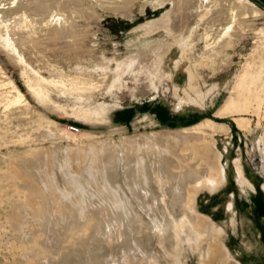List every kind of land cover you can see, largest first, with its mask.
Segmentation results:
<instances>
[{
    "label": "rangeland",
    "instance_id": "rangeland-1",
    "mask_svg": "<svg viewBox=\"0 0 264 264\" xmlns=\"http://www.w3.org/2000/svg\"><path fill=\"white\" fill-rule=\"evenodd\" d=\"M0 264H264V12L0 0Z\"/></svg>",
    "mask_w": 264,
    "mask_h": 264
},
{
    "label": "bare ground",
    "instance_id": "bare-ground-1",
    "mask_svg": "<svg viewBox=\"0 0 264 264\" xmlns=\"http://www.w3.org/2000/svg\"><path fill=\"white\" fill-rule=\"evenodd\" d=\"M238 2L251 8L252 17L254 19L256 17L261 16L262 13L264 12V10L262 8H260L258 5H256L252 0H238ZM202 17H203V15H202ZM167 20H168V17H162L160 19H157V20L152 22L153 23V27L154 28H158V27L164 26V25H166ZM234 107H235V105L231 101V98H228V99H226V101L222 105V108L218 112V115L219 116H223V115L230 114V113L233 112V108ZM201 125H202V123L199 126H201ZM194 128L197 129L198 126H195ZM173 134L174 135H168V136H166L165 139H162V140H165V141H161V143H163V146L162 145H158V147L156 148L158 154L156 153L155 154V160H152L153 171L155 173H161L163 175L161 177V179L163 181V185L162 186H164V188L166 190H168L167 189L168 188L167 185H168L169 178L166 177L165 170L163 171V169H161V167L159 166L158 158H160L161 161L162 160L165 161L166 159L170 158L171 155H173V154L170 153L171 152L170 144L172 142H174L175 144H178L179 142H181V131L179 133H176V134L173 133ZM172 153H173V151H172ZM237 169H238V176H239L240 181H242L244 183H249V180L247 179V177H245L241 167L237 166ZM186 175L192 177V174H188V172L186 173ZM142 193H143V196L145 198V203L148 204L150 207L157 206V205L161 204L160 201H162V203H164V201H165L164 198H163L164 197L163 194H153L152 192H149L144 187H143ZM181 198L182 197L179 194L177 199H175V200L176 201L179 200L180 203H183V200ZM180 221L181 220H179V221L175 220V223L172 225V227H177L180 224Z\"/></svg>",
    "mask_w": 264,
    "mask_h": 264
},
{
    "label": "water",
    "instance_id": "water-1",
    "mask_svg": "<svg viewBox=\"0 0 264 264\" xmlns=\"http://www.w3.org/2000/svg\"><path fill=\"white\" fill-rule=\"evenodd\" d=\"M260 8L264 9V2L262 0H252Z\"/></svg>",
    "mask_w": 264,
    "mask_h": 264
},
{
    "label": "built area",
    "instance_id": "built-area-1",
    "mask_svg": "<svg viewBox=\"0 0 264 264\" xmlns=\"http://www.w3.org/2000/svg\"><path fill=\"white\" fill-rule=\"evenodd\" d=\"M75 129H78V128H75Z\"/></svg>",
    "mask_w": 264,
    "mask_h": 264
},
{
    "label": "trees",
    "instance_id": "trees-1",
    "mask_svg": "<svg viewBox=\"0 0 264 264\" xmlns=\"http://www.w3.org/2000/svg\"><path fill=\"white\" fill-rule=\"evenodd\" d=\"M264 2V0H262Z\"/></svg>",
    "mask_w": 264,
    "mask_h": 264
}]
</instances>
